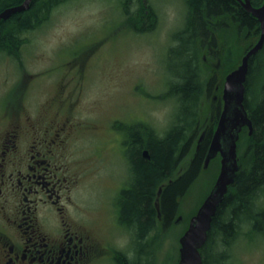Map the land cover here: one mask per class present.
<instances>
[{"label": "rangeland", "instance_id": "1", "mask_svg": "<svg viewBox=\"0 0 264 264\" xmlns=\"http://www.w3.org/2000/svg\"><path fill=\"white\" fill-rule=\"evenodd\" d=\"M125 2L129 19L136 21L138 0ZM150 2L158 10L160 20L157 31L149 34L136 30L130 32L125 28L122 30L125 18L122 0H70L55 7L41 26L25 34L27 42L22 45L19 57L0 52V107L15 101L29 104L54 102L60 82L59 76L57 78L51 72H56L55 69H72L74 51L85 55L87 45L100 36H108L109 40L103 42L98 56L88 65V89L77 111V119L85 118L90 123L100 120L103 125L109 117L138 114L164 133L174 120L178 99L168 92L170 84L175 82L174 69H162L160 58L174 33L184 25L186 4L184 0ZM213 24L218 47L212 53L208 42V45L199 44L197 48L202 86L198 105L200 127L193 138L192 150L180 162L176 175L188 166L197 150L199 137H204L208 127L215 126L218 101L215 105L213 93L216 83L224 82L227 73L238 67L246 53L243 33L237 32L230 19L226 16L215 18ZM84 44L83 48L78 49ZM253 82L256 88L264 82V51L255 61ZM221 90L222 85L220 95ZM50 110L47 114L53 117ZM87 131L88 128L83 129L76 147L79 169L84 174L79 195L86 210L85 215L92 222L99 242H111L131 259L140 257L132 233L116 222L115 202L107 189L105 174L109 170L120 172L122 160H114L106 170L104 162L101 164L94 159L92 148L94 145L95 151L102 147L103 137ZM247 147L248 135L245 131L238 141L239 159L245 156ZM94 166L98 169L96 174ZM220 169L221 155L211 159L207 169L202 171L181 199L177 213L178 216L183 215V219L179 223L165 226L162 216L158 218L157 228L150 231L143 242L147 248V254H142L143 264H178L180 237L202 204L200 202L206 190L214 186ZM257 204H264V191ZM249 230L248 226L243 225L237 239L231 244V264H264V235L256 231L251 232L253 235L249 237ZM149 241H152L151 244H148ZM102 264L115 263L107 261Z\"/></svg>", "mask_w": 264, "mask_h": 264}, {"label": "flooded vegetation", "instance_id": "2", "mask_svg": "<svg viewBox=\"0 0 264 264\" xmlns=\"http://www.w3.org/2000/svg\"><path fill=\"white\" fill-rule=\"evenodd\" d=\"M138 2L136 21L129 19L130 13L124 7L122 30H136L142 34L157 31L160 20L158 10L150 0ZM222 17L224 16L217 18ZM209 23L214 25L213 19ZM203 36L201 33L195 34L192 56L189 57L199 74L197 48L199 44L208 45V40ZM212 36L213 34L210 35L208 47L211 53L218 47L217 41L213 43ZM106 40H109L108 36L98 37V40L87 45L85 55L74 51L72 69H55L56 72H51L56 77L59 76L57 78L60 82L54 102L29 104L15 101L0 107V264H102L107 261L129 264L135 259L143 263L141 257L131 259L111 242L103 244L97 240L93 224L85 215L86 210L79 195L84 174L78 165L80 161L76 153L77 139L84 128H88L89 133L103 137V146L95 151L94 145L92 148L94 159L101 164L104 162L105 169L110 168L114 160H122L123 168L121 167L120 172L109 170L105 174L107 189L115 202L116 222L120 227L129 229L136 247V230L123 219L121 201L125 198V191L132 189L137 181V155L152 161L149 149L151 141L166 137L173 121L161 133L151 121L138 114L107 117L103 125L100 120L90 123L85 118L77 119V111L85 99L86 88L88 89V65L98 56ZM178 45L175 32L160 58L162 69H175L172 53ZM84 46L85 44L78 49ZM47 76L46 74V78ZM215 90L214 101L215 105L217 101L218 104L214 130L224 106V82L216 83ZM198 98L200 101L201 93ZM176 104L178 105V100ZM32 105L37 107H31ZM49 110L53 112V117L47 114ZM244 128L248 126L245 125ZM214 130L208 127L204 137H199L196 151L210 133L214 135ZM187 133V140H191V133ZM197 133L198 130L192 134V138ZM189 153L188 150L181 155L176 168L157 185L153 199L157 208V221L151 231L157 228L158 218L161 217V193L167 185L176 181L190 168L192 158L189 157L188 166L178 175L175 174L180 162ZM219 155L220 153L217 156ZM205 167L207 166L204 161L199 175L207 169ZM93 168L96 174L97 166ZM182 219L183 215L178 216L175 213L167 226L173 222L179 223Z\"/></svg>", "mask_w": 264, "mask_h": 264}, {"label": "trees", "instance_id": "3", "mask_svg": "<svg viewBox=\"0 0 264 264\" xmlns=\"http://www.w3.org/2000/svg\"><path fill=\"white\" fill-rule=\"evenodd\" d=\"M23 1L0 0V11L8 6L19 5ZM67 1L69 0H32L30 7L25 11L15 13L7 20H1L0 52L19 57L22 45L27 42L25 34L41 26L55 7ZM122 2L127 11V3L125 0ZM251 2L253 6L259 7L264 0ZM184 3L185 21L183 27L176 31L179 45L172 53L175 82L169 86V93L178 99L173 124L166 137L151 141L149 149L152 161L137 155L136 166L139 174L137 181L132 189L125 191V198L121 201L123 219L136 230L137 249L141 253V258L143 253L147 254L146 244L143 242L157 221V208L153 201L157 185L173 168H176L180 156L192 150V134L200 127L198 97L202 86L200 74L189 58L192 56L195 34L204 35L208 43L210 35L213 34L212 41L215 43L216 28L209 20L221 15L231 20L237 27V32L243 33L242 40L245 43L243 48L246 51L255 44L261 34L259 20L247 11L239 0H184ZM263 51L264 47L252 56L246 80L245 105L254 130L249 134L248 128H244L240 133L241 136L243 132H247L248 147L244 152L245 156L238 160L239 169L235 180L218 206L208 239L201 248L203 264H231L229 249L243 225L250 228L249 237L253 235L251 232L256 231L264 235V204L260 206L257 204L264 191V82L257 88L253 82L254 64ZM231 68L232 66L228 69ZM187 131L191 133V140H187ZM212 135L210 133L208 138L202 141L200 149L192 157L190 168L176 181L167 185L161 193L159 212L165 226L172 215L179 211L181 199L199 177ZM210 190H206L203 199ZM129 264L143 263L135 259Z\"/></svg>", "mask_w": 264, "mask_h": 264}, {"label": "water", "instance_id": "4", "mask_svg": "<svg viewBox=\"0 0 264 264\" xmlns=\"http://www.w3.org/2000/svg\"><path fill=\"white\" fill-rule=\"evenodd\" d=\"M31 1L24 0L19 5L3 9L0 12V21L11 18L15 13L25 11L30 7ZM239 1L259 20L261 35L258 41L244 54L238 67L226 75L223 91L224 106L205 159V166H208L211 159L220 153L221 169L209 195L191 217L188 228L180 237L178 264H203L201 248L208 239L218 206L225 198L239 169L237 144L240 132L245 125L249 127L250 133L253 131V122L245 105L246 80L252 56L264 47V2L261 6L255 7L251 0Z\"/></svg>", "mask_w": 264, "mask_h": 264}]
</instances>
